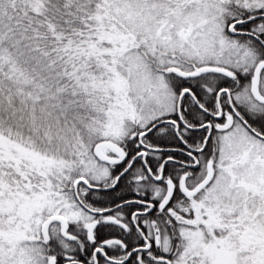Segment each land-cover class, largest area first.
I'll return each instance as SVG.
<instances>
[{
	"label": "snow or ice",
	"instance_id": "snow-or-ice-1",
	"mask_svg": "<svg viewBox=\"0 0 264 264\" xmlns=\"http://www.w3.org/2000/svg\"><path fill=\"white\" fill-rule=\"evenodd\" d=\"M0 264H264V0H0Z\"/></svg>",
	"mask_w": 264,
	"mask_h": 264
}]
</instances>
